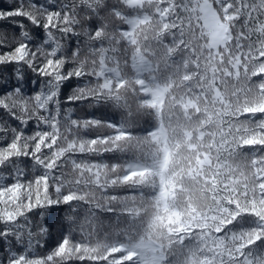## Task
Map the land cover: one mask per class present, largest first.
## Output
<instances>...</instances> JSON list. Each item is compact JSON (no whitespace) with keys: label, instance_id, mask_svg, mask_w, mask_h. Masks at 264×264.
<instances>
[{"label":"snow or ice","instance_id":"snow-or-ice-1","mask_svg":"<svg viewBox=\"0 0 264 264\" xmlns=\"http://www.w3.org/2000/svg\"><path fill=\"white\" fill-rule=\"evenodd\" d=\"M154 9L161 30L141 39L138 26L151 14L130 0L0 7V264H264V210L251 211L264 209V111L243 114L254 128L242 139L259 140L232 145L242 164L231 151L216 158L230 186L197 191L194 176L181 194L204 206L181 230L163 227L156 101L170 81L157 75L159 55L146 51L155 40L178 78L181 59L185 76L194 67L199 80L187 86L199 84L222 112L237 93L255 89L264 98V0H215L211 8L167 0ZM204 12L227 31L208 45L210 63L200 70L203 52L183 37L185 21Z\"/></svg>","mask_w":264,"mask_h":264},{"label":"trees","instance_id":"trees-1","mask_svg":"<svg viewBox=\"0 0 264 264\" xmlns=\"http://www.w3.org/2000/svg\"><path fill=\"white\" fill-rule=\"evenodd\" d=\"M112 2L114 3L115 0H112ZM130 2L132 4L143 3V14H151L149 22L142 21L138 26L137 32L141 39H143L145 33H148L151 37L152 34L161 30L162 26L159 25L158 19L155 15L154 6H162L164 3H167V0H130ZM214 2L215 0H204V3L208 4L210 8L214 7ZM5 3L6 0H0V7H3ZM137 11L140 12L139 9ZM212 13H214V16ZM215 18L217 22H221L223 31H227L226 24L221 21V18L217 16L215 12H204L201 20H193L191 24H189L187 20L185 21L183 39L188 42L190 48L194 47L197 51L203 52V55L199 58L200 70H203L206 64L210 63L207 57V51L208 45L213 44L215 41L214 39H211V31L215 28L211 24V21H214ZM238 30V28L233 29L234 33ZM193 31H195V38L192 36ZM223 37L224 35H222V39ZM146 51H151L154 54L159 55L161 62L159 65L160 70L157 75L162 81H170L166 87H162V89H164L163 96L167 99L165 107L169 111V114L164 113V120H166L171 126L174 137L162 138V146L160 148V141L157 136L156 139L158 141L159 152H162L166 161L176 162L175 156L181 159L190 149H192L193 155L185 163V165H187V169L184 171L185 173H192L194 176H198L200 183L195 185L197 191L209 185H216L217 183H219L220 187L230 186V181L228 183L223 182L220 169L216 167V158L218 155L226 156L228 152L231 151L233 152L231 159L236 160L237 163H243L244 157L239 154L238 149H233L232 145L235 142H258V135H248L247 140L242 139L254 128V125L249 120H246L243 114L264 111V98L260 97L258 91L255 89L247 91L244 95L237 93V96H232L231 98L229 97L231 100V107L229 108V111L222 112L217 105L212 104L210 96L204 95V90L201 86H199V84L194 87L187 86L191 81L199 80V77L195 74L196 69L194 67H192L193 75L191 77L185 76L183 71L185 65L181 59V72L180 77L178 78L172 75V73L165 68L163 63L164 56L161 53L160 46L157 45L155 40H151V49H146ZM179 51L182 56L186 49L183 45H180ZM177 59H180V57L178 56ZM253 59H255V57L249 56L247 60L249 67H251ZM214 67L215 65L208 68L209 75H211ZM217 83H219V81H217ZM231 83L232 82L229 81V89L231 87ZM67 91H71V88L67 89ZM196 93L202 95L204 98L203 102L199 98V95H195ZM189 95H193L196 107L191 111L193 118H184L181 116V112L175 104L176 102H179L180 97H187ZM74 107H76V105H74ZM206 110L207 119H204L203 114ZM105 111L106 110L104 109H92L91 111L83 109L85 116L99 115ZM108 114L112 113L109 111ZM218 117L220 119H218ZM161 129L162 125L160 123V130ZM221 137H224V139L221 140ZM209 148L212 149L211 152L208 151ZM225 149L226 151H222ZM201 157H203V159H201ZM209 166H211L210 171ZM205 173H207V175H205ZM222 175L227 177L228 170L224 169ZM231 180H236L237 183L240 182V180L236 177H232ZM145 191H150V188L145 189ZM189 200L190 197L187 196L183 201V211L180 214L179 221L174 225L177 230H181L184 223L190 222L191 214L196 212L198 207L204 206L200 202L190 203ZM185 209H187V211H185ZM262 210L264 209H251L253 212H259ZM158 211L160 213L159 216H162V219H173V212L162 209L161 205ZM99 239L101 242H104L107 237L101 233Z\"/></svg>","mask_w":264,"mask_h":264},{"label":"rangeland","instance_id":"rangeland-1","mask_svg":"<svg viewBox=\"0 0 264 264\" xmlns=\"http://www.w3.org/2000/svg\"><path fill=\"white\" fill-rule=\"evenodd\" d=\"M212 15L214 16V13H212ZM216 18L214 21H211V24L215 27L212 31H211V39H214L215 41L217 40H221L222 39V35H224V31L222 29V25L220 22H217Z\"/></svg>","mask_w":264,"mask_h":264}]
</instances>
